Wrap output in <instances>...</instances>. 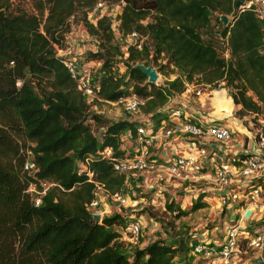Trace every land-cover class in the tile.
<instances>
[{
  "label": "trees",
  "instance_id": "1",
  "mask_svg": "<svg viewBox=\"0 0 264 264\" xmlns=\"http://www.w3.org/2000/svg\"><path fill=\"white\" fill-rule=\"evenodd\" d=\"M30 1L28 11L0 0V264H175L174 257L181 250L186 253V244L156 239L127 255L114 228L123 229L128 220L120 213L92 220L87 207L95 187L85 173H77L78 164L99 148L122 153L119 137L128 130L134 135V123L110 122L90 113L91 104L76 91L53 44H64L70 18L82 11L86 32L99 42L85 57L101 62L96 91L101 99L117 101L136 94L145 99L141 113L157 122L164 116L158 109L187 83L209 90L223 83L239 106L235 114H252L258 122V116H264L262 21L251 10H239L238 0ZM97 1L119 6L120 37L134 31L145 36L141 49L129 44L121 52L113 43L109 15L95 22L88 19ZM221 14L229 16L226 26ZM161 55L167 64H153ZM136 63L152 64L164 75V67L173 66L177 75L156 85ZM125 78L133 82L130 89L125 88ZM89 119L103 128L99 136ZM257 124L255 137L264 135V122ZM27 159L38 168V179L56 184L38 206L26 192L35 181L24 170ZM88 167L108 191L123 187L124 176L115 174L107 161L93 158ZM166 196L169 213H186ZM202 196L194 209L203 206Z\"/></svg>",
  "mask_w": 264,
  "mask_h": 264
},
{
  "label": "built area",
  "instance_id": "2",
  "mask_svg": "<svg viewBox=\"0 0 264 264\" xmlns=\"http://www.w3.org/2000/svg\"><path fill=\"white\" fill-rule=\"evenodd\" d=\"M116 8L119 6L97 1L89 11L88 19L95 22L98 17L108 15ZM238 9L253 11L264 27V0H242ZM116 22L118 26V21ZM118 35L122 36L121 33ZM121 38L126 42V48L129 44L135 45L137 49L142 48L144 37L135 31ZM53 46L56 56L61 59L74 81L76 91L88 104L95 106L96 101L118 104L123 115L141 112L140 107L145 99L136 94L121 97L117 101H107L97 96L98 80L94 73V63L97 62L85 57L79 40L74 37L67 38L62 46ZM201 88L194 83H187L183 91L174 92L177 98L180 95L183 97L174 103H169L172 101V96L169 95L167 103L158 109L164 115L160 121L155 122L150 116L143 118V113L139 119L130 121L134 123V135L131 130L120 135L118 150L122 153L117 155L111 147L99 148L95 154L79 162L77 173H85L87 181L95 187L94 198L87 208L90 212L98 211L101 215L106 213L107 204H103L100 199L103 196L104 199L110 198L114 206L136 211L137 202L130 203L129 196L123 192L129 180L143 179L142 193L152 194L154 199L162 196L163 202L160 205L163 210H166L165 195L169 193L167 188H173L175 194L178 191V197L185 199L192 187L199 186L200 191L195 198L201 194L202 198L213 197L218 205L232 208L233 215L230 214L231 224L225 229L221 239H196L192 245V254L198 259L219 264H239L243 255L250 252L253 253L254 262H258L257 258L263 261L264 220L253 217V209H250L247 217L245 213L249 205L253 208H264L261 188L264 185V135L255 137V149L233 152L227 143L232 138L231 127L218 121L219 118L209 114L202 115L198 109L189 105L194 98L203 105L201 107L207 101L211 102L210 94L213 91L205 93ZM93 158L107 161L115 174L124 176V185L120 190L110 192L95 179L94 172L88 167ZM24 170L36 181L27 187L26 192L30 194L34 205L38 206L46 191L56 184L38 179L35 174L38 168L30 159L25 161ZM155 179L159 183L156 188L147 182ZM99 191L103 192L102 196ZM152 207L157 209L154 205ZM255 221L261 222L254 227L252 223ZM123 230L125 236L120 235L119 241L137 243L141 236L142 223L139 219L127 221Z\"/></svg>",
  "mask_w": 264,
  "mask_h": 264
},
{
  "label": "rangeland",
  "instance_id": "3",
  "mask_svg": "<svg viewBox=\"0 0 264 264\" xmlns=\"http://www.w3.org/2000/svg\"><path fill=\"white\" fill-rule=\"evenodd\" d=\"M14 6L23 7L26 10H32L31 1L30 0H10ZM120 8H116V10L111 12L109 15L112 18V31H113V43L117 44L120 47L121 52L125 53L126 47L125 41H122V38L118 35L117 31V19L116 15L120 12ZM71 22V30L68 33L67 38H76L80 41V48L82 51L85 52V55L88 53L95 51L98 49V40L94 37L89 35L82 21V11H77L73 17L70 18ZM144 39L146 38L143 36ZM214 38L218 42L217 35L215 34ZM126 55V54H125ZM88 56V55H87ZM89 57H91L89 55ZM153 63V62H152ZM157 66L159 65H166V59L161 55L156 63ZM101 62L98 61L94 63V73L98 76V72L100 69ZM124 67L122 64L119 66V71H123ZM157 70V69H156ZM164 71L168 74L164 75L162 72L159 73V78L156 85H165L166 81L172 80L177 75V70L173 68V66H166L164 67ZM126 84V89H130L131 85L133 84L132 81L124 80ZM197 86L202 87L201 90L209 91L207 87H203L199 83H194ZM213 91L210 95L212 97L211 102H206L204 107H201V103L196 101V99H192L189 105L196 110L198 109L202 115H211L216 118H219L218 121H221L225 124H228L232 131V138L228 141V147L235 153L239 152H248L255 149L256 141L255 136L259 131L258 122H264V116H258V122L254 120V115L246 114L245 116L240 117L239 115L235 114L236 110L239 108L233 100L231 96V90L224 86L223 83H219L218 86L214 89H210ZM207 93V92H205ZM216 94H219L217 96ZM172 97V101L169 103H174L179 101L183 98L181 95L180 97H176L174 93L170 94ZM205 95H203L204 97ZM193 97V96H190ZM202 97V96H201ZM202 97V98H203ZM95 106H89L88 111L90 113H97L100 117L109 120L110 122H117V121H133V119H139L142 117V113H136L134 115H123L121 112L120 105H110L104 101H96ZM94 107V108H93ZM96 107V108H95ZM93 111V112H92ZM137 116V117H136ZM150 115H145L143 118H149ZM146 120V119H145ZM92 130V132L99 136L100 132H103V128H99V125L96 124L92 120L86 121ZM154 179V178H153ZM143 179L129 180L127 184L124 186L123 192L129 196L130 203L137 202L135 206L137 208L136 213L130 211V208H122L118 206H114L111 204L110 198H103V192L99 191V194L102 196L100 198L103 204H107L106 206V213L101 215L103 216H112L116 213L122 214L128 221H134L139 219L142 223V231L141 236L138 239L137 243H131L127 240H122L121 246L124 250V253L127 255H131L134 250L144 248L150 242L161 239L166 244H172L177 246L179 244L187 246L186 253L181 250L179 255L174 257L175 264H219L212 262L206 259H198L192 256L191 249L194 241L196 239H205L209 241L219 240L224 235L225 229L231 224L230 221V214H232V208L227 209V207H222L218 205V202L213 197L202 198L201 206L198 209H194L193 205L195 204V200L197 198L196 195L199 193V186L192 187L191 192L188 194L185 199L182 197H178V191L175 194L173 188H167L169 193L166 197L171 198L173 195L175 196L173 201L174 204H178L181 209H183L186 213L182 214L179 217H175L172 213H169L167 210H163V206L160 205L162 201V196L155 197L152 194H144L142 193L141 184H143ZM153 181V182H152ZM149 185H152L154 188L159 187V183L155 180L147 181ZM262 191H264V185L261 187ZM153 190V189H152ZM64 195H61L63 197ZM179 199H178V198ZM168 198H165V200ZM140 200V201H139ZM157 207L154 209L152 207ZM253 209V217L257 218L258 220H264V208H253L252 206H248ZM91 211L94 209L90 208ZM247 210H250L247 208ZM91 212V213H96ZM256 213V214H255ZM233 215V214H232ZM260 217V218H258ZM250 222V220H249ZM259 223H252V226L256 227ZM120 232L121 237L124 235V230L122 231L121 228H114ZM181 247V246H180ZM253 253H247L243 255V259H249L251 264H264L254 262L253 260ZM264 257V254H263Z\"/></svg>",
  "mask_w": 264,
  "mask_h": 264
},
{
  "label": "water",
  "instance_id": "4",
  "mask_svg": "<svg viewBox=\"0 0 264 264\" xmlns=\"http://www.w3.org/2000/svg\"><path fill=\"white\" fill-rule=\"evenodd\" d=\"M242 0H238V2H241ZM221 23L223 26H226L229 22V17L226 14H221L219 17ZM135 67L139 68L146 76H147V81L150 83H155L157 82L159 78V73L157 72L156 68L152 65H145L143 63H136L134 65ZM250 210H247L245 213V216L247 217L249 215ZM92 220L94 222H100L101 221V214L99 212L93 213L92 214ZM261 259H258V262H260Z\"/></svg>",
  "mask_w": 264,
  "mask_h": 264
},
{
  "label": "crops",
  "instance_id": "5",
  "mask_svg": "<svg viewBox=\"0 0 264 264\" xmlns=\"http://www.w3.org/2000/svg\"><path fill=\"white\" fill-rule=\"evenodd\" d=\"M228 17H229V16H228ZM258 218H260V217H258ZM257 259H261V258H257ZM258 263H264V257H263V261H262V259H261V261L258 262ZM239 264H251V262H250L249 259H243L242 262L239 263Z\"/></svg>",
  "mask_w": 264,
  "mask_h": 264
},
{
  "label": "bare ground",
  "instance_id": "6",
  "mask_svg": "<svg viewBox=\"0 0 264 264\" xmlns=\"http://www.w3.org/2000/svg\"><path fill=\"white\" fill-rule=\"evenodd\" d=\"M217 96H219V94H216ZM249 209H252L251 207Z\"/></svg>",
  "mask_w": 264,
  "mask_h": 264
}]
</instances>
